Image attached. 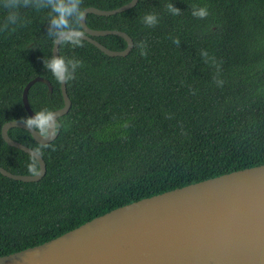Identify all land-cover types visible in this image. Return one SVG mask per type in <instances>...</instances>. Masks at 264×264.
Segmentation results:
<instances>
[{"label":"trees","instance_id":"obj_1","mask_svg":"<svg viewBox=\"0 0 264 264\" xmlns=\"http://www.w3.org/2000/svg\"><path fill=\"white\" fill-rule=\"evenodd\" d=\"M129 1L83 0L82 8L115 9ZM2 3L0 29L8 15ZM168 4L181 14H171ZM193 6H206L208 17H194ZM18 13L16 25L0 30V165L30 175L29 154L3 139L2 126L31 116L23 91L37 76L53 91L44 82L31 86L34 113L59 109L64 99L61 83L44 67L54 45L49 10ZM150 13L158 18L152 27L143 23ZM87 24L124 31L134 47L113 57L87 40L83 47L60 46V56L83 62L67 82L72 105L52 142L39 143L20 127L9 130L31 148L44 145L47 170L34 182L0 173V255L142 198L264 164V0H139L115 15L89 13ZM95 39L113 50L127 47L120 35Z\"/></svg>","mask_w":264,"mask_h":264},{"label":"water","instance_id":"obj_2","mask_svg":"<svg viewBox=\"0 0 264 264\" xmlns=\"http://www.w3.org/2000/svg\"><path fill=\"white\" fill-rule=\"evenodd\" d=\"M131 0L115 9L86 7L81 22L84 40L109 56H127L133 38L115 29H92L89 13L109 16L135 7ZM120 35L127 47L113 50L95 37ZM60 56V45H53ZM36 82H51L37 76L27 83L23 102L33 112L28 92ZM63 107L53 110L57 119L72 105L67 83H61ZM13 127L28 130L39 143H49L19 120L2 126V137L26 153L31 147L9 135ZM41 174H16L0 165V173L15 180L34 182L46 174L47 164L39 158ZM0 264H264V164L235 170L199 182L177 187L114 208L60 236L10 254L0 255Z\"/></svg>","mask_w":264,"mask_h":264},{"label":"clouds","instance_id":"obj_3","mask_svg":"<svg viewBox=\"0 0 264 264\" xmlns=\"http://www.w3.org/2000/svg\"><path fill=\"white\" fill-rule=\"evenodd\" d=\"M82 4L83 0H3L2 6L8 11V15L0 30H7L9 25H16L19 22L18 9L21 7L48 9L50 13L48 35L54 43L60 46L70 44L73 47H83L85 34L79 27L85 16ZM167 9L173 15L181 14V9L174 4H168ZM192 15L198 19H205L209 15V10L206 6H193ZM143 23L152 27L158 23V18L155 14H146L143 17ZM174 43L179 44V40H175ZM136 46L140 48L141 55L147 54L143 43ZM202 55L207 56V53L204 52ZM82 66L83 62L74 58L66 59L63 56L52 55L44 59L47 72H50L55 80L62 84L74 80L76 70ZM222 83L223 81H218V84L222 85ZM21 122L45 139L57 136L61 127L56 112L48 108L35 111V115L22 118ZM128 126L127 122L123 125L125 128ZM43 147L44 145L41 144L31 148L29 162L26 165L31 176H37L42 172L39 158L43 155Z\"/></svg>","mask_w":264,"mask_h":264}]
</instances>
